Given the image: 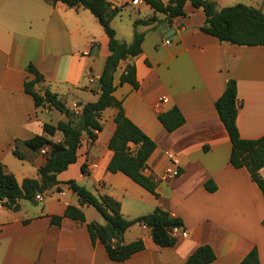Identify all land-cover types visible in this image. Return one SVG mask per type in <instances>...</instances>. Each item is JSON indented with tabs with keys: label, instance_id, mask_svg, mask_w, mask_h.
<instances>
[{
	"label": "crops",
	"instance_id": "crops-1",
	"mask_svg": "<svg viewBox=\"0 0 264 264\" xmlns=\"http://www.w3.org/2000/svg\"><path fill=\"white\" fill-rule=\"evenodd\" d=\"M108 1L113 7L123 6L111 23L117 38L127 42L133 38L119 37L118 21L127 15L133 24L154 13L144 1ZM214 1L219 7L244 3L264 12V0ZM184 9L186 14L174 17L171 24L138 25L137 30L146 33L142 52L121 60L114 73L115 97L126 115L156 142L144 173L157 181L158 196L107 168L113 154L108 143L116 128L115 107L102 112L97 138L92 142L84 134L77 160L57 176L61 182L75 179L96 195L114 197L126 218L158 206L168 209L184 223L174 230L176 243L159 246L148 226L134 224L123 240L142 238L144 249L124 261L112 260L104 244L90 238L87 222L106 223L94 207L82 206L85 222L63 217L60 225L52 224V215H63L67 205L79 203L78 196L61 183L60 191L53 187L42 193L38 204L21 199L17 211L0 200V264H182L206 243L216 253L208 264H238L253 247L264 264V195L245 167L231 164L232 143L215 106L227 80L234 78L241 103L237 115L241 137L264 135V45L222 42L201 30L202 7L187 1ZM108 54L109 38L89 9L61 1L0 0V161L18 181L38 177L49 151L48 146L34 150L26 141L45 134V122L68 119L55 107L35 106L24 90V82L35 77L28 65L44 77L37 88L49 87L71 111L98 99ZM130 63L136 65L138 88L120 83ZM173 106H178L185 122L170 132L158 113ZM62 136L59 131L48 135L53 141ZM15 147L22 158L14 154ZM260 174L264 178V166ZM208 179L216 183L215 191L205 188Z\"/></svg>",
	"mask_w": 264,
	"mask_h": 264
},
{
	"label": "trees",
	"instance_id": "trees-1",
	"mask_svg": "<svg viewBox=\"0 0 264 264\" xmlns=\"http://www.w3.org/2000/svg\"><path fill=\"white\" fill-rule=\"evenodd\" d=\"M52 3L61 1L69 7H84L89 9L104 28L109 38V54L106 57L103 71L99 77L100 94L96 101L82 103L81 111L76 118L72 117L69 108L58 94L49 87L37 88V84L44 81L42 73L32 64L28 70L35 77L24 82V90L33 97L36 107L49 105L64 112L68 119L60 120L56 124L45 122V134H38L26 141L34 150L49 147L46 161L38 168V177H25L18 181L14 173L6 170L0 161V200L2 205L10 210L20 209V200L27 199L38 203V194L56 187L60 191L61 183L66 184L77 196L78 205H67L63 215H52V224L60 225L63 217L85 222L83 205L94 207L106 223L96 221L87 222V229L93 243L101 241L109 257L115 261H124L132 254L144 249L142 238L131 242H124L123 235L134 224H144L151 229L153 241L162 247H171L177 241L174 234L176 228L184 225L181 217L173 215L168 209L156 207L153 211L134 218H126L121 211V203L114 197L103 194L96 195L75 179L65 182L58 180V173L67 169L78 157V148L86 134L93 142L97 138L96 131L102 129L101 114L108 107L117 109L114 115L116 128L112 134L108 147L113 151L107 166L110 172H122L133 181L158 196L157 181L144 173L148 159L156 149V142L135 124L125 113L122 101L114 95V73L121 60L134 57L142 52L145 32L137 30L138 25L171 24L176 16L185 15L184 6L190 1L195 7H202L205 21L201 30L217 37L222 42L241 45H264V12L260 7L236 3L219 7L214 0H143L153 10V14L133 22L134 36L131 42L120 40L112 26V20L122 11L123 6H115L108 0H48ZM128 82L139 87L137 69L134 63L128 64L120 75V83ZM241 103L237 97V82L229 78L223 93L215 102L216 109L222 120L232 147L230 162L236 167H245L264 195V178L260 169L264 166V135L258 138H243L237 125V115ZM158 119L168 131L180 127L185 118L178 106L167 111L159 112ZM62 133L59 141L51 140L48 135ZM14 154L23 157L17 147ZM86 164H82V172H86ZM208 191L217 189L212 179L205 182ZM216 253L210 244L199 245L182 264H208L215 260ZM238 264H260L258 250L253 247Z\"/></svg>",
	"mask_w": 264,
	"mask_h": 264
},
{
	"label": "rangeland",
	"instance_id": "rangeland-1",
	"mask_svg": "<svg viewBox=\"0 0 264 264\" xmlns=\"http://www.w3.org/2000/svg\"><path fill=\"white\" fill-rule=\"evenodd\" d=\"M138 15H140V17L145 16V14H138ZM121 18L122 17H118L117 18V21L118 20H121ZM123 19H124L123 21H118L119 23L117 24V32H118V35L121 38H125V39L131 40L133 38V33H134V27H133V24L131 22L132 20L129 19L127 17V15H124ZM140 28H143V26H140ZM80 111H81L80 107H77L76 109L71 110L72 117L75 119L76 118V115H78L80 113ZM106 112H108V111H106ZM54 117L53 118H50V119H53V121H54L55 120ZM38 203H36V204H38ZM92 210L94 212H97L94 208Z\"/></svg>",
	"mask_w": 264,
	"mask_h": 264
},
{
	"label": "built area",
	"instance_id": "built-area-1",
	"mask_svg": "<svg viewBox=\"0 0 264 264\" xmlns=\"http://www.w3.org/2000/svg\"><path fill=\"white\" fill-rule=\"evenodd\" d=\"M141 1H143V0H132V3H133V4H138V3H140ZM166 42H169V40H167ZM177 173H178V170H175V171H174V174H177ZM40 195H41V194H38V195H37V198H39Z\"/></svg>",
	"mask_w": 264,
	"mask_h": 264
},
{
	"label": "water",
	"instance_id": "water-1",
	"mask_svg": "<svg viewBox=\"0 0 264 264\" xmlns=\"http://www.w3.org/2000/svg\"><path fill=\"white\" fill-rule=\"evenodd\" d=\"M162 29L168 31L169 33H173V29L171 27H168V26H163Z\"/></svg>",
	"mask_w": 264,
	"mask_h": 264
}]
</instances>
